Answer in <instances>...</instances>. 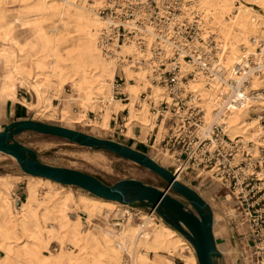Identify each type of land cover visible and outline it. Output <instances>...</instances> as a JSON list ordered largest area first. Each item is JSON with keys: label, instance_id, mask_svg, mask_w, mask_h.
I'll use <instances>...</instances> for the list:
<instances>
[{"label": "bare ground", "instance_id": "bare-ground-1", "mask_svg": "<svg viewBox=\"0 0 264 264\" xmlns=\"http://www.w3.org/2000/svg\"><path fill=\"white\" fill-rule=\"evenodd\" d=\"M30 1L32 0H0V39L10 43L0 50V70L5 71L3 75H0V98L14 101L17 99L18 85L21 88L27 86L36 98V101L28 108L35 111L33 115L35 113L43 115L52 121L58 113V108L53 106L54 96L52 95L58 92L53 86V82L58 79V89L60 85L71 83L74 94L70 95L68 100L76 103L81 109L74 118L67 109H64L62 120L66 119L76 124H82L83 121L84 124L94 127H99L100 124L103 129H109L110 117L121 109L130 108L131 121L128 125L130 126L135 120L139 121L141 117L138 115L142 112L136 113L137 105L134 101L143 89L147 90L150 82L146 72L136 73L126 70L128 80L135 79V82L126 84L128 92L126 90L125 92L130 94L131 103L124 104L113 98L112 82L110 84L112 95H110L109 82L114 79L115 65L102 54L99 34L105 25V20L97 13V9L93 8L95 5H104L105 0H92L93 4H89V0H33L36 1L37 13L9 19L10 15L7 11L13 8L12 4L21 6ZM185 1L197 6L207 24L215 29L214 31L226 42L241 44L248 48L252 38L257 42L264 35V17L254 13L253 7L248 4L241 2L236 15L225 20L229 25L233 24V29L226 30L228 25L223 23L220 16H223L230 8L233 4L232 0ZM252 2L264 9V0H252ZM215 14L217 17L214 16ZM17 26L21 31L29 26L35 29L34 39L37 41H31V47L35 53H45L43 57L33 58L28 69H24V65L20 62L19 55L23 49L20 48V40L15 31ZM123 52H129V48H124ZM236 52L233 50L228 57L230 64ZM31 71L35 73L32 77ZM199 84L202 86L198 88ZM188 86L190 91L201 95L206 110L205 119L216 121L219 115H212L213 95L205 90L203 79L192 80ZM162 92L164 90L161 87L154 86L155 101H158ZM89 112L99 114L100 119L97 123L93 124L89 120ZM143 113L139 121L141 126L152 129L156 121L154 118H148L146 108ZM247 113L235 111L228 116L230 135L233 138L244 135L251 139L255 135L258 121L254 117L244 122L246 119L244 116ZM240 129H243L242 133H239ZM27 177L30 179L27 184L28 196L22 203L21 210L17 211L3 189L10 190L11 180L21 177L0 175V249L5 255L1 264H129L124 260L123 252L131 256L130 264H174L162 253L176 256L183 247L190 251V255L184 257L183 264L198 262L188 241L164 221L156 223L153 213L140 212L142 223L133 227L130 221L134 213L128 205L87 193L81 194L79 200H76L73 190L68 188L61 193L56 187L61 184L51 179L34 175ZM175 177L179 181V176ZM41 186L45 187L46 191L43 198H40ZM61 188L64 189L62 185ZM73 210H77L79 214L85 213L88 222H92V218L96 216L102 219L107 227L102 228L92 223L90 229H84V223L79 214L75 218L70 216ZM112 211H119V214L128 216V221L118 223L121 228L116 234H112L109 230L111 223L108 222V218ZM213 220L216 237L215 226L218 220L214 210ZM30 224L35 227L33 228ZM20 233H23L30 241L20 244L18 242ZM53 241L61 246V251L57 254L50 251ZM68 244L70 248L64 249V246ZM85 248L90 249L91 256H82L80 251ZM141 248L145 249L146 253L141 252ZM148 253H154L155 258H150ZM222 253L226 261L229 255ZM232 253L233 251L229 254ZM232 255L231 258L236 261V253Z\"/></svg>", "mask_w": 264, "mask_h": 264}, {"label": "built area", "instance_id": "built-area-1", "mask_svg": "<svg viewBox=\"0 0 264 264\" xmlns=\"http://www.w3.org/2000/svg\"><path fill=\"white\" fill-rule=\"evenodd\" d=\"M99 15L105 20L100 48L115 65L113 98L130 104L125 86L135 79L126 70L147 72L148 88L134 101L141 110L148 104V118L156 121L147 134L156 133L154 145L164 135L159 146L176 165L175 176L211 181L226 192L234 221L246 229L239 234L248 243L241 264H264V35L250 40L254 49L224 42L185 0H105ZM233 49L238 54L230 64ZM198 78L213 95L216 121L205 119L201 95L189 90ZM154 86L164 90L158 101ZM235 111L257 119L251 139L230 135L228 116ZM96 116L89 112L90 121ZM129 117L126 108L110 125L127 136ZM133 122L140 136L143 128Z\"/></svg>", "mask_w": 264, "mask_h": 264}, {"label": "rangeland", "instance_id": "rangeland-1", "mask_svg": "<svg viewBox=\"0 0 264 264\" xmlns=\"http://www.w3.org/2000/svg\"><path fill=\"white\" fill-rule=\"evenodd\" d=\"M232 2L233 4L230 6L228 10L225 11V14L223 16H220L221 20H223V23L228 25L225 28L226 30L233 29V24L229 25L228 22H226L225 20L227 18H231L232 16L236 15V13L238 12L237 8L241 5V2H243L245 5L248 4L249 6L253 7L252 11L254 13H258L264 17V9L260 5L252 2V0H247V1L246 0L245 1L232 0ZM35 3L36 1L32 0L28 2V4L26 5L22 4L21 5L22 8L20 4H12L13 8L7 11V14L10 15L9 19L17 18L19 15L28 16L29 14L37 13L38 11H37ZM89 4H93L92 0H89ZM102 7L103 5L101 6L95 5V7L93 8L97 9V13L99 14V10ZM214 16H216V14ZM215 20L219 22L218 19H215ZM214 24L218 25L216 22H214ZM15 31L17 32L18 39L20 40L19 41L20 48L23 49V51H21L19 55L20 60H21L20 62L24 65L23 67L24 69H28L29 65L32 64L33 58L43 57L45 53L44 52L35 53V51L31 47V41H37L34 39L35 29L29 26L26 30L21 31L19 30L17 26L15 28ZM221 37L220 39H223V41L226 42L225 39ZM8 44L10 45V43H7L6 41L0 39V50L3 49L4 46L7 47ZM236 45H239V44L236 43ZM15 49L17 51L19 50V48H15ZM236 54H238V51L236 52ZM26 55L29 57H27ZM4 73L5 71L1 69L0 75L1 74L3 75ZM31 73L32 74L30 76L32 77L35 73L34 71H31ZM111 82H113V79L109 82L110 95H112V90H111L112 88L110 86ZM58 83H59L58 79H56L53 82V86L57 88L58 90L57 93H52V95L54 96L53 106L55 108H58V113L53 117L52 121L48 120L43 115H38L36 113L33 115L35 111H33L32 109L30 110L28 106L31 103L36 101L35 95L29 90L27 86L25 88H21L18 85L17 99H14V101H8V100L0 98V130H3L6 124L10 125L11 123H13L12 122L13 120L14 121L28 120V119H31L32 117L35 120H38L44 123H52V124H56L62 127L66 126V127H69L74 130L81 131V132L83 131L97 138L100 137L104 139H110L113 141L121 142L131 147L132 149L134 148L136 150H139L147 154L148 156H151L155 161H157L165 169H169L172 172L175 171L176 165H174L169 160L170 155L164 154L161 149L162 146H159V142L164 138V135L161 133L158 134L157 135L158 140L154 145L156 133L147 134L148 131L152 130L151 127L149 128L142 127L143 134L139 136L138 134H134L133 132L134 130V125H133L134 122H133L130 126L128 125L130 131L128 130L129 133L127 131L126 132L127 136H125L124 133L120 132L119 130L115 132L113 130L114 125H110L109 129H103L100 126V124H99V127H94V126H88L87 124H84L83 121H82V124H76L71 121H67L66 119L62 120V112L64 109H67L70 112V115L72 118L76 117L77 114H79L81 109L78 107V105H76V103H73V102L71 103L68 100L69 96L74 94V89H72L71 83H65L64 85H60L61 87H59V89L57 87ZM200 86L202 85L199 84V86L197 87L199 88ZM157 88H160V87H157ZM125 90L127 91L126 88ZM145 91L143 89L140 95ZM153 94L154 93H152V97L154 98ZM121 103L128 104L129 102H121ZM7 107H13V109H17L19 110V113H17V115H15L14 118L5 119ZM135 108H136L137 114L142 112V114L138 115L139 117H141V119H142L143 114L145 113V112L143 113L145 108H146L147 114L150 112L149 105L146 103H143V107H142L143 111H141V109H138L137 106H135ZM125 109L126 108L121 109L118 112L121 114L122 111H124ZM118 112H115V113H118ZM96 115H97L96 116L97 120L93 121L92 122L93 124L97 123V121L100 119L99 114L96 113ZM123 115L124 114H122V116ZM88 117H89V113H88ZM111 117L109 121L111 120ZM16 118H19V120H16ZM244 118H246L244 122H248L250 118H254V117L250 116L249 113H247V115H245ZM141 119H138V120L141 121ZM85 120H88V118H85ZM129 121H131V119H128V123ZM240 130L241 132L239 133H242L243 129H240ZM17 140L23 143L24 145H26L27 147L33 149L37 153L38 157L44 163L48 165L50 164V165L62 167V168L67 167V168L78 170L80 172L89 173L97 177L99 180H102L107 185H112L116 183L117 181L123 180V179H131V180L137 179V180L144 182L147 185H150V186L153 185L157 188H160L161 190H164V191L169 190V192L173 196H175L176 198L180 199L181 201L187 204V202L184 201L179 195H177L173 191V189H170L168 187L167 182L163 178H161L159 175H157L153 171H149L148 169L138 165L135 162L126 160L118 155H114L113 153H110L104 150L96 151V150H93L91 148L84 147V146L81 147L66 139L64 140V139H61V138H58L52 135H43V134H39V133L32 132V131L26 132V133H23L17 136ZM14 173L16 174L14 175ZM0 175H12L15 177L17 175L21 177L16 180H11L12 186L10 190L3 189L6 195L10 198V201L13 204V208H15L17 211H20L21 210L20 207L22 203L26 200L28 196L27 184L30 181V179L27 176L29 175L22 172L16 159L2 152H0ZM179 179L181 183L194 188L201 196H203V198L208 203H211V205L213 206V210L215 211V217H217V220H218L215 226V232H216V237H217L216 239L219 242V245L218 243L217 245H218L219 250L226 253L227 256L229 255L228 258H226V261L225 260L223 261V264H241L243 262L244 251L247 250L248 243L241 236H239V234H243L246 229L240 226V224L237 221H234L232 217L233 212H231L228 202H226V199L224 198V195L226 192L221 191L219 187L215 186L211 181H205V180L200 181L194 177H191L190 175L181 177ZM56 187L59 189L61 193H64L68 188H70L71 190H73L76 200H79L81 194H84V193L92 195L86 190H81L74 186H63L62 185L64 189L61 188V185H58ZM18 190H20L21 192H19ZM39 191H40V198H43L46 192L45 187L41 186L39 188ZM130 210L134 213V217L130 221L133 227L139 226L142 223L140 216H139L140 212H146L149 214L153 213L155 215L154 221L156 223H160L162 220L161 217L154 210H151L150 208H147L143 205L135 204L134 206L131 207ZM78 214L79 212L77 210H73L70 212V216L72 218H75ZM79 215L82 218V222L84 223L83 225L84 229H90L92 226V223H94V225L95 224L100 225V227L102 226V228L107 227L106 223H104L102 219L96 216L92 218V222H88L87 215H85V213L84 214L80 213ZM125 221H128L127 215H121L119 214V211H112L108 218V222L111 223V226L109 229L110 232L112 234L118 233L119 228H121V225H118V223H124ZM32 227L34 228L35 226L32 225ZM19 236L20 238L18 239V242L20 244L30 241V239L25 237L23 233H20ZM230 239H235V241L237 242L236 243L233 242L231 244L229 243ZM189 245L191 246L190 243ZM68 248H70L69 244L64 246V249L68 250ZM50 251L54 254H57L58 252L61 251V246L59 245L58 242L53 241L51 242ZM89 251L90 249L85 248L84 250L80 251V253L82 254L83 257L85 256L89 257L91 256ZM231 251H233V253L234 252L236 253V261H234L231 258V256L233 257L232 255L233 253L229 254ZM141 252L146 253L145 249L143 248H141ZM189 253H190L189 249L188 248L185 249L183 247L181 248V250H179L178 255L176 256H172V255L169 256V255H166L165 253H162V254L165 255V257L168 260H172L174 264H183L184 257L187 255H190ZM148 255L150 258H155L154 253H148ZM122 256H124V260L128 261V263L130 264L131 256H128L126 252H123ZM4 257H5L4 251L0 249V264L4 261L3 259ZM19 264H23V263H19ZM196 264H198V262Z\"/></svg>", "mask_w": 264, "mask_h": 264}, {"label": "water", "instance_id": "water-1", "mask_svg": "<svg viewBox=\"0 0 264 264\" xmlns=\"http://www.w3.org/2000/svg\"><path fill=\"white\" fill-rule=\"evenodd\" d=\"M31 131L66 139L96 151L104 150L135 162L163 178L168 187L187 204L173 196L169 190H161L137 179H123L107 185L89 173L48 165L33 149L17 140V136ZM0 152L16 159L22 172L27 175L51 179L63 186H74L98 198L130 207L139 203L154 210L168 226L188 240L197 256L198 264H223L224 256L214 236L212 206L194 188L178 181L171 170L165 169L151 156L118 141L97 138L83 131L44 123L32 117L14 121L0 130Z\"/></svg>", "mask_w": 264, "mask_h": 264}, {"label": "crops", "instance_id": "crops-1", "mask_svg": "<svg viewBox=\"0 0 264 264\" xmlns=\"http://www.w3.org/2000/svg\"><path fill=\"white\" fill-rule=\"evenodd\" d=\"M17 113H19V110H17V109H13V107H7V109H6V114H5V119H9V118H14V116L15 115H17ZM18 117V116H17ZM16 120H19V118H16ZM12 122H14V120L12 121ZM7 125H9V124H6V126ZM5 126V127H6ZM16 173H14V175H15ZM17 176V175H16ZM19 192H21L20 190H18ZM217 238V237H216ZM233 242H237V241H235V239H230L229 240V243H233ZM217 243H218V245H219V242H218V240H217Z\"/></svg>", "mask_w": 264, "mask_h": 264}, {"label": "trees", "instance_id": "trees-1", "mask_svg": "<svg viewBox=\"0 0 264 264\" xmlns=\"http://www.w3.org/2000/svg\"><path fill=\"white\" fill-rule=\"evenodd\" d=\"M91 194V193H90ZM136 204H139V203H136ZM140 205V204H139Z\"/></svg>", "mask_w": 264, "mask_h": 264}]
</instances>
